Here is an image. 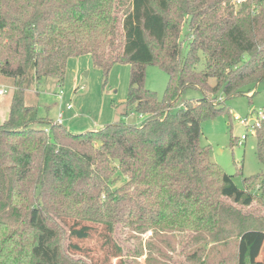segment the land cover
Returning a JSON list of instances; mask_svg holds the SVG:
<instances>
[{"label": "trees", "instance_id": "1", "mask_svg": "<svg viewBox=\"0 0 264 264\" xmlns=\"http://www.w3.org/2000/svg\"><path fill=\"white\" fill-rule=\"evenodd\" d=\"M231 2L0 0V77L16 87L0 124V264H126L118 225L165 240L196 232L183 260L168 240L148 242L145 264H256L241 241L264 234V170L239 188L199 144L201 120L229 113L214 101L264 81V0ZM185 19L192 39L181 56ZM84 55L105 77L129 65L121 116L133 109L140 124L72 132L26 104L28 89L46 78L62 85L68 60ZM148 65L168 76L161 100L145 88ZM188 87L212 96L172 112ZM254 136L264 168V121ZM117 178L124 181L113 187ZM257 193L262 207L243 212ZM92 233L104 252L95 260L79 245Z\"/></svg>", "mask_w": 264, "mask_h": 264}, {"label": "rangeland", "instance_id": "2", "mask_svg": "<svg viewBox=\"0 0 264 264\" xmlns=\"http://www.w3.org/2000/svg\"><path fill=\"white\" fill-rule=\"evenodd\" d=\"M244 1L232 0L231 3L236 8ZM185 23L181 27L180 35L182 44L181 56L186 54V47L192 39V32L187 26L186 19ZM204 65L205 59L200 55V61L196 65V69L201 71L204 69ZM168 81L167 74L157 65H148L146 67L145 88L155 92L160 100L164 97ZM211 85H213L212 82ZM211 85L208 88L212 87ZM128 87V65L113 67L105 77L101 70L92 65L90 58L82 57L67 62L62 85L58 84L54 78L43 79L38 85L26 91L25 101L28 105H37L39 117H48L51 120H55L57 114L61 111L65 119L71 114H77V120L75 119L72 123H67L66 121L64 124L72 132L77 131L76 126L83 122L92 119L97 120L98 112L102 111L103 115H105L107 108H110L111 123L124 121L130 124H140L143 119L133 109L128 112L127 117L122 118L121 116L124 113L123 104L125 100L123 102L120 100L126 98ZM2 88L7 93L0 95V124L8 116L10 101L16 87H14L11 80L0 77V89ZM61 89L63 90V95L59 98ZM207 92L202 93L197 87L186 88L179 96L172 112H175L179 106L178 104L182 102L199 99L203 94L211 97L212 93ZM223 100H225V103ZM223 104L227 107L229 113H222L213 118L201 120L199 144L208 150L211 161L219 165L226 174L233 176L234 183L239 188H243V180L245 178L257 177L264 170L263 165L257 159L256 139L251 133L253 128L256 129L258 121L257 112L259 110L264 112V81L255 85L253 90L248 94L228 99L221 98V100L217 99V101H214V105L216 106ZM66 105H71L70 111H65ZM235 116L240 118L241 122L236 121L234 119ZM37 127H40V125H37ZM242 136H246V138L242 140ZM123 181L120 178L115 179L113 187H119ZM260 201L257 193L252 205L249 208H242L241 210L245 212V210L262 207V204L259 203ZM229 202L227 201V203ZM67 222L68 226L74 224L72 220H67ZM100 231L101 229H98V233ZM98 233H92L93 237L90 240L79 244L81 247H88L90 249L89 254L94 260L104 253L97 241ZM193 233L196 232L168 233L166 240L169 241L171 248H176L180 254L179 260H183V251L187 247L186 242ZM113 238L119 245L123 246L124 257L122 259L126 264H145L144 260L148 252L147 243L150 242L157 245L159 239L166 241L159 236L151 238V232L137 234L122 225L116 227ZM243 241L244 244L251 245L253 262L264 264V234L261 236H256V234L248 235L241 243ZM235 243L236 240H232L227 246V250L229 248V251H232ZM138 248L143 254L137 258H133L132 256ZM224 248L225 246H218L221 255L227 252L224 251ZM165 251L167 252V250ZM75 258H79V256H75ZM111 262L116 264L118 261L117 259H111Z\"/></svg>", "mask_w": 264, "mask_h": 264}, {"label": "crops", "instance_id": "3", "mask_svg": "<svg viewBox=\"0 0 264 264\" xmlns=\"http://www.w3.org/2000/svg\"><path fill=\"white\" fill-rule=\"evenodd\" d=\"M82 57H88V58H90V61H91V57L89 55H84V56H80V57H77V58H71V59L68 60V62H70V61H72L74 59L82 58ZM91 63H92V61H91ZM115 66H119V65H115ZM128 67H129V65H128ZM129 71H130V67H129ZM62 95H63V90H62V94H61V96L59 98H61ZM124 100H125V98L121 99L120 101L123 102ZM66 106H65V111H70L71 109H66ZM109 110H110V108H107V113L105 112V115H103L102 111L98 112L97 120L92 119L90 121L83 122L80 125H77V126L75 125L78 130L74 131V132L87 131V130H90L92 128H99V127H101V126H103L105 124L111 123L112 122V116H110L111 113L109 114ZM57 117H58V114H57L56 119L54 121L57 120ZM76 118H77V114H71V115L67 116L66 119H65L64 118V114L62 112V125H64L66 121H67V123H70V122L72 123V121H74Z\"/></svg>", "mask_w": 264, "mask_h": 264}, {"label": "built area", "instance_id": "4", "mask_svg": "<svg viewBox=\"0 0 264 264\" xmlns=\"http://www.w3.org/2000/svg\"><path fill=\"white\" fill-rule=\"evenodd\" d=\"M6 93H7V91H6L5 89H3V88L0 89V95H4V94H6ZM59 94H60V95H59V97H60L61 94H62V91H60ZM66 109H71V105H67V106H66ZM257 115H258V121H257V123H256V127H259L260 123H261L262 121H264V112H263L262 110H259V111L257 112ZM234 119H235L236 121H240V122H241L240 118H238L237 116H235ZM56 122H57V123H62V112H60V113L58 114V117H57ZM251 133L254 135V133H255V128L252 129V132H251ZM245 138H246V136H242V137H241L242 140H244Z\"/></svg>", "mask_w": 264, "mask_h": 264}]
</instances>
